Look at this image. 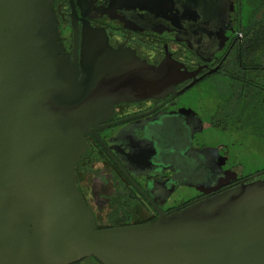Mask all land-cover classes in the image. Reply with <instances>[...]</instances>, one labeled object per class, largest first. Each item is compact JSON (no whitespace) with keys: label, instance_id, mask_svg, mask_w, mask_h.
<instances>
[{"label":"water","instance_id":"95a60500","mask_svg":"<svg viewBox=\"0 0 264 264\" xmlns=\"http://www.w3.org/2000/svg\"><path fill=\"white\" fill-rule=\"evenodd\" d=\"M56 0H0V264H264V180L241 184L145 225L98 230L76 186L86 136L113 106L180 92L194 78L166 57L158 66L84 22L71 3L73 55ZM149 15L190 14L211 25L229 0H148ZM195 83V81H194Z\"/></svg>","mask_w":264,"mask_h":264},{"label":"flooded vegetation","instance_id":"af4514ba","mask_svg":"<svg viewBox=\"0 0 264 264\" xmlns=\"http://www.w3.org/2000/svg\"><path fill=\"white\" fill-rule=\"evenodd\" d=\"M72 3L79 18V47L88 21L106 33L114 49H130L152 66L169 53L189 72H196L176 91L193 86L175 96L115 104L109 118L86 136V151L74 169L76 186L98 230L152 223L241 184L264 180V174L245 176L226 146L219 141L211 144L206 137L208 130L247 134L246 123L252 118L264 121V64L250 63L253 54L243 50L246 36L238 32L243 22L240 0H229L231 14L217 25L190 14L151 16L143 11L148 0ZM54 10L71 57L70 0H56ZM207 81L216 92H225L224 101L216 103L209 117V111L193 109L187 96ZM71 264L101 263L87 257Z\"/></svg>","mask_w":264,"mask_h":264},{"label":"rangeland","instance_id":"374dc122","mask_svg":"<svg viewBox=\"0 0 264 264\" xmlns=\"http://www.w3.org/2000/svg\"><path fill=\"white\" fill-rule=\"evenodd\" d=\"M242 2V8L244 13H246L252 5H249V1L247 0ZM255 3L257 7H264V0H255ZM260 55L262 56L261 60L254 59L250 63H264L263 53ZM210 88V84L207 81L199 84L187 93L188 98L193 101L190 106L197 110L198 113H200V109H203L204 112L209 111L206 113L208 117L213 112L216 103L217 105H221L225 99V96H223L225 94L224 89H219L216 92ZM198 96L199 99L195 101L194 98ZM251 120L254 121L246 123L248 128L247 134L242 132L221 134L214 132V130H208L206 132L208 142L215 144L219 141L226 146L230 155L234 158L237 169L244 173L245 176H250L264 169V121H255L253 118ZM257 129L260 130L257 131Z\"/></svg>","mask_w":264,"mask_h":264},{"label":"trees","instance_id":"16d2710c","mask_svg":"<svg viewBox=\"0 0 264 264\" xmlns=\"http://www.w3.org/2000/svg\"><path fill=\"white\" fill-rule=\"evenodd\" d=\"M240 18L243 20L241 25L239 26V33H244L246 36V42L243 45V50L249 52V56L253 54L254 59H259L260 54L263 53L264 57V7H257L255 0H247L249 1V5H252L250 10L244 13L242 8L244 0H240ZM67 20L68 22V18ZM259 53H258V52ZM255 53V54H254ZM261 64H264L260 62ZM258 63V64H260ZM264 174V169L261 171L255 172L252 176L259 177Z\"/></svg>","mask_w":264,"mask_h":264}]
</instances>
